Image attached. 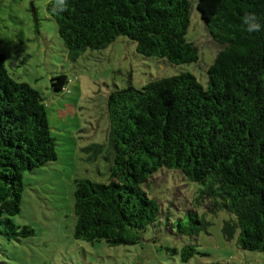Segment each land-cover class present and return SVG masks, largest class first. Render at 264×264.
<instances>
[{"label": "trees", "instance_id": "trees-1", "mask_svg": "<svg viewBox=\"0 0 264 264\" xmlns=\"http://www.w3.org/2000/svg\"><path fill=\"white\" fill-rule=\"evenodd\" d=\"M190 7L189 0H67L61 11L48 0L46 12L72 61L126 37L137 54L178 66L199 60L187 39ZM196 8L221 47L207 68V87L182 72L109 94L105 143L84 149L108 163L109 176L74 180L75 240L137 244L163 215L150 180L168 172L198 185L195 206L228 215L224 240L264 252V30L249 33L244 24L251 13L264 25V0H197ZM67 84L64 74L50 79L55 93ZM55 147L43 97L10 76L0 52V237L7 241L34 235L10 217L20 213L24 174L55 162ZM206 214L186 210L178 232L206 231ZM194 254L192 245L181 249L183 262Z\"/></svg>", "mask_w": 264, "mask_h": 264}, {"label": "rangeland", "instance_id": "rangeland-1", "mask_svg": "<svg viewBox=\"0 0 264 264\" xmlns=\"http://www.w3.org/2000/svg\"><path fill=\"white\" fill-rule=\"evenodd\" d=\"M189 1L187 39L197 47L199 60L176 66L137 54L135 43L126 37H118L103 50L87 49L72 61L46 12L48 0H0V52L5 67L16 82L27 83L43 97L57 154L55 162L24 174L20 213L10 219L15 226L31 227L34 235L20 242L0 237V264H264V252L241 250L236 238L224 240L225 212L208 213L203 207L210 223L207 230L180 234L178 225L185 226L186 210L199 215L203 210L194 203L198 185L168 172L150 180L154 182L150 197L162 205L163 215L137 244L112 247L103 240L88 243L73 238L74 180H108V163L102 157L93 160L84 149L105 143L109 94L128 87L140 89L151 80L182 72L207 87V68L221 47L204 27L197 0ZM60 74L68 84L55 93L50 79ZM188 245L196 254L183 262L181 249Z\"/></svg>", "mask_w": 264, "mask_h": 264}, {"label": "clouds", "instance_id": "clouds-1", "mask_svg": "<svg viewBox=\"0 0 264 264\" xmlns=\"http://www.w3.org/2000/svg\"><path fill=\"white\" fill-rule=\"evenodd\" d=\"M57 5L61 11H63L67 6V0H57ZM245 30L249 33L260 32L264 30V25H261L254 14H247L244 17Z\"/></svg>", "mask_w": 264, "mask_h": 264}]
</instances>
